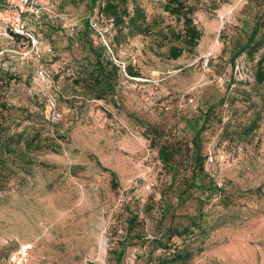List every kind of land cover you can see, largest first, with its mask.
<instances>
[{
	"label": "rangeland",
	"instance_id": "374dc122",
	"mask_svg": "<svg viewBox=\"0 0 264 264\" xmlns=\"http://www.w3.org/2000/svg\"><path fill=\"white\" fill-rule=\"evenodd\" d=\"M138 1L156 28L181 27L166 0ZM35 2L39 19L23 12L35 43L0 20L2 126L50 147L26 152L32 163L0 189V264H152L163 251L147 256V240L188 226L186 264H264V0H198L202 36L176 59L154 32L106 51L89 28L92 0ZM256 24L258 48L241 51ZM94 53L117 67L106 65L111 88L82 79ZM161 145L175 152L171 168ZM128 211L138 220L124 238Z\"/></svg>",
	"mask_w": 264,
	"mask_h": 264
},
{
	"label": "trees",
	"instance_id": "16d2710c",
	"mask_svg": "<svg viewBox=\"0 0 264 264\" xmlns=\"http://www.w3.org/2000/svg\"><path fill=\"white\" fill-rule=\"evenodd\" d=\"M198 0H166L163 4V10L169 15L174 17L177 24H180L179 29H175L170 24L156 28L155 21L149 22L147 20L146 13L138 0H101L98 4H95L96 0H92V5L97 7V14L105 19H111L113 34L111 36V44L116 47L135 36H148L150 34L157 33L161 40L160 46L167 45L166 57L169 59L178 58L183 52L187 51L191 53L197 46L202 32L194 23L193 13L196 9L195 3ZM258 33V25H254L246 42L240 48L241 51H248L249 49H257L255 46V37ZM15 39L20 36L13 35ZM252 50L248 52L251 53ZM95 55V53H94ZM96 56V55H95ZM110 64L111 67L116 70L117 67L110 61L103 62L96 56V60L88 73L84 76L83 81L91 80L92 85L97 87L105 86L107 88L112 87V80L110 77V69L106 68V65ZM127 74L131 76H137V72H134L130 66L125 67ZM257 80H264V72L257 71ZM102 94H97L96 98H101ZM3 104L0 102V189L6 187L11 177L16 173V168L22 163L31 164L32 159L25 153L30 151H37L47 149L50 146L43 142L38 136L26 135L23 132L20 133H5V128L2 126ZM256 127L255 122H252L248 126V131H252ZM202 126L196 132L198 135ZM158 159L164 167H172V163L175 158V152L168 148L166 145L159 146ZM194 164H198V168L202 167L200 160V151L196 150L193 154ZM113 178H115L114 172H110ZM195 179V174L191 176V182ZM138 220V214L132 211H128V217L126 218L125 237L133 230L136 221ZM193 226V224H192ZM195 228H199L194 224ZM191 226L183 227L181 229L169 227L165 230V233L159 237L154 236L150 240H147L149 246V253L147 256H152L156 250H162L154 257L152 264H186L193 255L191 248V241L185 242V239L189 237ZM173 237L182 238L181 245H174L173 247L169 242ZM137 240H144L142 236H135ZM125 251V245L121 244L119 251L116 254L115 261L120 262V258Z\"/></svg>",
	"mask_w": 264,
	"mask_h": 264
},
{
	"label": "built area",
	"instance_id": "2783aa9c",
	"mask_svg": "<svg viewBox=\"0 0 264 264\" xmlns=\"http://www.w3.org/2000/svg\"><path fill=\"white\" fill-rule=\"evenodd\" d=\"M35 3V0H19L15 8L3 7L0 9V20L12 36L18 35L35 43L32 30L28 27L23 16V12L29 11L34 19H39L41 8L35 6ZM89 28L99 38L105 50L111 52V36L113 34L111 19H105L101 16L91 18L89 20ZM36 77L41 82L46 81L47 76L43 68H37ZM189 101L192 102V98H189ZM207 160L211 162L212 156L209 155Z\"/></svg>",
	"mask_w": 264,
	"mask_h": 264
},
{
	"label": "bare ground",
	"instance_id": "6f19581e",
	"mask_svg": "<svg viewBox=\"0 0 264 264\" xmlns=\"http://www.w3.org/2000/svg\"><path fill=\"white\" fill-rule=\"evenodd\" d=\"M58 227H59V225H58Z\"/></svg>",
	"mask_w": 264,
	"mask_h": 264
}]
</instances>
